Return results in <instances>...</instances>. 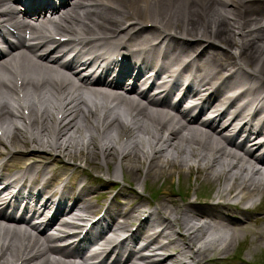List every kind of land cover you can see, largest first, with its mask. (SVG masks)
I'll return each instance as SVG.
<instances>
[{"label":"bare ground","instance_id":"bare-ground-1","mask_svg":"<svg viewBox=\"0 0 264 264\" xmlns=\"http://www.w3.org/2000/svg\"><path fill=\"white\" fill-rule=\"evenodd\" d=\"M10 0H0V4L3 6L7 5ZM136 0L133 2L131 9L127 10L128 13L134 16H138L140 22L145 24L146 21L153 22L154 27L149 30L153 31L156 39L157 37V27L160 28L161 34L166 35V38L170 39V42H180L181 39H177L175 35H187L192 36L196 33H200L201 36L198 37V41L195 43L200 46V49L206 50L209 47H216L220 50L227 49L235 59L234 67H238L240 70H250V74H259L260 77H264V36L260 42L253 41L252 31H258L259 34L264 35V28L261 26H250L249 14L251 12V7L255 4L262 3L256 0H203L200 2V8H196V0H175L172 3L170 0ZM228 3V5L233 6L228 10L224 9L223 4ZM232 3V4H231ZM121 6V4H118ZM124 9H127L126 3H123ZM170 8H173V13L170 18H167V12ZM184 14H180L183 12ZM3 12L10 11L7 13L4 20H12V12L16 10L12 8H4ZM234 13H233V12ZM241 12L240 25H234L230 22L237 12ZM132 12V13H131ZM189 12V19L187 23L185 19V13ZM155 14L157 15L156 17ZM3 15L2 13L0 14ZM125 15H122L121 20L118 25L123 23L125 20ZM182 18H181V16ZM159 16V17H158ZM205 20L206 25L202 24L201 18ZM148 18V19H147ZM15 19V16L13 17ZM243 20V21H242ZM18 24L20 22L16 20ZM245 22L244 24H242ZM139 26V25H138ZM32 27H47V24H33ZM175 27V28H174ZM115 33L119 32L120 28H113ZM174 30V34H173ZM184 31L180 33L178 31ZM260 30V31H259ZM128 33V32H127ZM43 37V35H41ZM256 37L255 39H257ZM166 40V39H164ZM104 39H102V42ZM214 44V45H213ZM236 48V49H235ZM210 54V53H209ZM216 53H211L208 56V62L211 66V76L214 79L215 75L224 72V68L221 70L217 62L220 58L216 60ZM17 59L9 57L7 59L0 58V104L2 103V109H0V124L5 127L3 136H0V142H4L8 139L10 144H18L19 156H22V151L29 150L27 147V141L25 137H21L20 129L16 127H11V121L18 122L13 119V115L16 116L19 121L23 123L21 116H23L22 110L26 107L30 110L31 124H29V129H33V140H37L39 134L40 125L44 126L48 132H52L53 127L58 130H54L53 133L61 138V153H65L70 157V160L75 161L77 158H82L84 163L94 164L99 163V159L104 157L107 164H112L111 160H116L118 166L110 172L109 177L117 179L118 170L122 168L127 173L132 174V180L139 181L143 177H151L156 180H160L162 176H166L173 172H178L179 175L188 172H204L205 178L207 180H221L223 183L216 189L213 194V200H223L229 204L215 208L214 204L198 202L196 199H183L179 201L174 199V193L172 191H166L162 193L160 200L157 203V217L156 222L163 219L165 216L170 223L177 225L180 229H184L183 234H177L173 238L175 241L169 244H160L155 247L156 256H165L166 259L171 258L173 263L171 264H194L197 261L199 264H212L217 258L226 257L233 248L235 244L236 234L231 230L229 223L227 222V216L225 210H229L232 206L238 203H245L249 205H255L254 197L259 194L264 197V178L256 176L255 173L251 172L248 174H242L239 171V167L235 165L232 161H229L223 157L225 153L221 145V140H217L214 136L206 137L205 141L196 138L188 137V145L182 151L179 152L180 147H175L174 150L169 149L168 145H162V154H167L163 161L154 158V155L158 153V144L154 138L149 139L152 126L156 125L159 129H170L172 123L168 124L164 120H155L150 122V116L147 117L145 111L141 112L137 110L139 103L133 108L128 100H124L123 104L128 110H137L135 116H137L135 124L130 127L125 128V122L123 118L117 117L116 113L112 119L106 122V138L107 140L102 142L101 149L99 150L98 143L94 140V134H91V138L85 140L84 137H78L77 134L83 129H88L92 132L95 122V111L92 107V102L89 99H84L83 96L78 98L84 104L81 106L80 103H76L69 99L67 93V99L65 94L63 95L64 103L66 101V112L65 117L59 118L53 114V109L55 108V95H53L50 90V86L58 91L59 84L64 82H69L68 78L59 73H53L47 71L44 77L40 76L37 65L31 61H22L20 63V68L14 66ZM138 62L143 66L147 67L150 64L149 59H138ZM226 72V71H225ZM39 73V76L37 74ZM56 74L61 77V83L53 82L51 79L53 75ZM22 81L19 85L18 80ZM260 82L257 80L255 83ZM42 83V85H41ZM251 83L252 86H248L243 89V92L249 95L250 100L253 103H260V108L264 107V90L261 89V84ZM50 84V85H49ZM12 85H15L12 88ZM234 85V84H233ZM1 86H6L10 91L16 93L17 98H21L22 93L26 95L23 104L20 101H16V105L13 107L9 103V98L6 92L2 91ZM41 86V87H40ZM232 86H228L227 89H231ZM48 93V94H47ZM89 95V94H86ZM60 104L63 106V101L59 98ZM114 103V101H109ZM254 105V107L256 106ZM39 106V108H38ZM245 108V105H242ZM13 110L10 111V109ZM242 107H239V109ZM39 109L41 110V116H39ZM248 109V108H247ZM24 111V110H23ZM118 112V110H117ZM60 112H58L59 114ZM139 113L141 117H139ZM19 114V115H18ZM110 115L108 116V118ZM258 117L257 120L264 124V120ZM73 118L71 121L70 119ZM115 120L113 125L109 122ZM41 121V122H40ZM52 122V130L48 128V124ZM81 122V124H79ZM138 124L137 123H141ZM20 124V123H19ZM79 124V125H78ZM136 125L139 126L136 128ZM100 128V125H98ZM130 128V129H129ZM136 128V129H135ZM176 128V126H174ZM127 129H129L127 131ZM131 130V132H130ZM127 131L132 137H129L125 144L122 152L119 149L123 142L120 144L119 136ZM115 134L116 142L111 143V139ZM141 134L143 138L138 137ZM128 137V136H127ZM4 138V139H3ZM75 138V139H74ZM74 139V140H73ZM119 140V141H117ZM197 141V142H196ZM21 144V145H20ZM120 146L118 147V145ZM195 144L201 145L202 148L196 147ZM172 145V144H170ZM251 148H255V142H251ZM53 150L57 147L52 146ZM22 150V151H21ZM201 151V155H193V151ZM13 151V150H12ZM10 151L9 155L13 152ZM12 152V153H11ZM193 155V156H191ZM147 156L148 160L143 164V157ZM46 158L42 159L45 162ZM162 162L160 164V162ZM173 164V169L164 167L165 164ZM148 167H146V166ZM29 167V164L27 165ZM159 167V169L152 167ZM103 174V172H100ZM108 175V173H107ZM90 192V189L87 190ZM216 209V211H215ZM231 217L236 214H230ZM204 220V221H202ZM167 224V223H166ZM163 225V223H161ZM123 226L118 228V231L123 230ZM152 229H155V225H152ZM17 230H19L17 228ZM187 238V249L183 248V244H180L178 239L182 240ZM9 247L7 253L12 254L14 251V246L19 248L18 253L23 251L28 252L27 259L30 255L34 253V249L27 245L23 240L17 241L14 238H7ZM2 243V241H0ZM3 244V243H2ZM189 246V247H188ZM180 247V248H179ZM191 248V250H189ZM176 252H172L175 251ZM17 251V250H16ZM193 251V255L190 253L185 258L179 259V256L185 255L187 252ZM171 254H170V253ZM192 257V258H190ZM36 263L33 264H46L41 259L33 258ZM31 260V262L33 261ZM156 260L159 258L155 257L151 259L148 264H155ZM19 261L17 258L16 262ZM23 261H26L24 258ZM57 264H71L70 261H60L54 260ZM0 264H6V261H0ZM10 264V262H8ZM22 264H25L22 262ZM29 264V263H28Z\"/></svg>","mask_w":264,"mask_h":264},{"label":"rangeland","instance_id":"rangeland-1","mask_svg":"<svg viewBox=\"0 0 264 264\" xmlns=\"http://www.w3.org/2000/svg\"><path fill=\"white\" fill-rule=\"evenodd\" d=\"M77 136L86 138V134H84L83 131H80L77 134ZM52 139H53V137H50L49 133L47 132L45 134L44 139H42V141L52 140ZM193 155H194V153H193ZM193 155H191V156H193ZM152 168L154 169L156 167L154 166ZM172 169H173V167H172ZM155 170H157V169H155ZM119 173H121V172H117L118 176H119ZM199 174L200 173H198L197 177H196V173L192 171V172H188V173H182L180 176H178L177 174H174V172L173 173L170 172V174H168V176H166L167 177L166 179L163 177L164 175L162 176L161 182H159L161 179L156 180L157 177L155 179L152 178L153 181L151 180V183H152L151 185L153 186V188H151V190L155 191L156 189H158V190L161 189V192H163V193L166 191H170V190L176 191L180 194V196H174L172 198H174V199L179 198V200H182V197L183 198H186V197L190 198V196L192 195V193L195 189H198V196L201 195L202 192L205 193L207 196L208 188H210L211 184H209L207 182L208 180L207 181L204 180V178L201 177ZM200 180H201V182H200ZM141 182L142 183L139 184L142 187L141 189H145L146 190L145 192L147 194L151 195L150 190H148L146 188L145 182L144 183H143V181H141ZM207 184L209 187L207 186ZM192 196H194V195H192ZM204 197H202V198H204ZM191 198H193V197H191ZM262 211L263 212L261 215L263 216L264 215V209H262ZM263 225H264V223H263ZM261 231H264V226L262 227ZM261 235H264V233H262ZM251 240H252V242H251L252 245L248 246V244H247L245 246L243 255H245V257H248L249 259L253 258L252 260H256V264H263L264 263V255H262V254H264V237H260L259 233H255L251 236ZM260 253H262V254H260ZM258 254H259V256H255Z\"/></svg>","mask_w":264,"mask_h":264}]
</instances>
